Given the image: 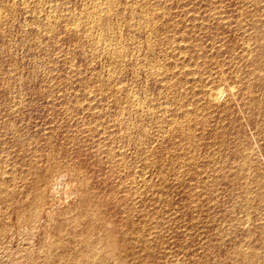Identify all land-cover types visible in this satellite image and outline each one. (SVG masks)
Segmentation results:
<instances>
[{"label": "rangeland", "instance_id": "374dc122", "mask_svg": "<svg viewBox=\"0 0 264 264\" xmlns=\"http://www.w3.org/2000/svg\"><path fill=\"white\" fill-rule=\"evenodd\" d=\"M263 196L264 0H0V264H264Z\"/></svg>", "mask_w": 264, "mask_h": 264}, {"label": "bare ground", "instance_id": "6f19581e", "mask_svg": "<svg viewBox=\"0 0 264 264\" xmlns=\"http://www.w3.org/2000/svg\"><path fill=\"white\" fill-rule=\"evenodd\" d=\"M104 1H105V0H104ZM106 2H107V1H106ZM108 5H109V4H108ZM110 5H111V4H110ZM110 5H109V6H110ZM91 9H92V8H91ZM93 9H94V8H93ZM88 11H89V10H87V13H88ZM91 11H93V10H91ZM96 11H97V10H96ZM89 12H90V11H89ZM94 12H95V11H94ZM85 14H86V13H85ZM100 15H101V14H100ZM85 16H86V15H85ZM88 16H89V14H88ZM90 17H91V16H90ZM90 17H89L88 20L91 19ZM85 18H86V17H85ZM94 18H97V17H94ZM99 18H100V17H99ZM91 20H92V19H91ZM91 20H90V21H91ZM93 20H94V19H93ZM99 20H100V19H99ZM80 21H81V20H80ZM74 22H76V21H74ZM74 22H73L72 24H74ZM87 22H88V21H87ZM92 22H93V21H92ZM149 22H150V21H149ZM77 23H78V21H77ZM77 23H76V24H77ZM79 23H80V22H79ZM90 23H91V22H90ZM87 24L89 25V28H87L88 30H87L85 27H84V28L86 29V31H89V29H90L92 26H90L89 23H87ZM152 24H153V23H152ZM68 25H69V24H68ZM83 25H85V24H83ZM88 25H87V26H88ZM91 25H95V24L93 23V24H91ZM69 26H70V25H69ZM74 26H75V25H74ZM76 26H77V25H76ZM81 26H82V25H81ZM81 26H79V27H81ZM79 27H78V28H79ZM148 27H151V26H148ZM81 28H82V27H81ZM70 29H71V28H70ZM73 29H74V27H73ZM75 29H76V27H75ZM151 29H152V28H151ZM81 30L84 32L83 29H81ZM149 31H150V30H149ZM77 32H78V29H77ZM80 32H81V31H80ZM83 32H82V33H83ZM89 32H90V31H89ZM89 32H87V33H89ZM96 32H97V31H96ZM73 33H74V32H73ZM91 33H92V31H91ZM103 33H104V32H103ZM103 33H101V34H103ZM150 33H151V32H150ZM154 33H155V32H154ZM84 34H85V33H84ZM104 34H105V33H104ZM85 35H88V34H85ZM105 35H106V34H105ZM105 35H104V36H105ZM98 38H99V37H98ZM100 38H103V37H100ZM104 38H105V37H104ZM77 39H78V38H77ZM101 40H102V39H101ZM77 41H79V40H77ZM105 43H106V42H105ZM90 44H91V43H90ZM78 45H80V44H78ZM95 46H96V45H95ZM89 47H90V45H89ZM110 50H111V49H110ZM112 54H113V53H112ZM118 54H119V53H118ZM115 55H116V54H115ZM113 56H114V55H113ZM117 57H118V56H117ZM114 58H115V57H114ZM114 58H113V59H114ZM115 59H116V58H115ZM116 60H117V59H116ZM107 80H108V79H107ZM109 80H110V79H109ZM103 83H104V82H103ZM110 92H111V91H110ZM208 94H209V93H208ZM209 96H210V95H209ZM212 96H213V95H212ZM212 96H210V97H212ZM213 97H214V96H213ZM215 97H216V96H215ZM215 97H214V98H215ZM206 98H207V97H206ZM214 98H213V99H214ZM210 99H211V98H210ZM213 99H212V100H213ZM215 99H216V98H215ZM215 99H214V100H215ZM208 102H209V101H208ZM215 102H216V101H215ZM209 104H210V103H209ZM187 116H188V115H187ZM187 116H186V117H187ZM183 117H184V116H183ZM188 117H189V116H188ZM188 117H187V118H188ZM184 118H185V117H184ZM188 119H189V118H188ZM186 121L188 122L189 120H186ZM175 122H176V121H175ZM187 122H184V123L187 124ZM188 123H189V122H188ZM182 124H183V123H182ZM173 125H174V124H173ZM179 125H181L180 122H179L178 126H179ZM184 125H185V124H184ZM187 125H188V124H187ZM180 127L183 128V125H181ZM188 129L190 130L189 127H188ZM186 130H187V129H186ZM191 130H192V129H191ZM191 130L189 131V133L191 132ZM181 131H182V130H181ZM187 132H188V131H187ZM187 132H186V133H187ZM180 133H181V132H180ZM183 133H184V132H183ZM181 134H182V133H181ZM187 135H188V134H187ZM187 135H186V136H187ZM243 153H244V152H243ZM243 155H244V154H243ZM245 159H246V158H245ZM248 162H249V160H248ZM241 164H242V163H241ZM244 167H245V166H244ZM246 171H247V170H246ZM244 173H245V172H244ZM246 173H247V172H246ZM240 174H241V173H240ZM245 175H246V174H245ZM245 175H244V176H245ZM49 176H50L49 173L46 174V175H44V177H43V179H42V183H43L44 186L47 184L46 182L48 181L47 179L49 178ZM236 178H237V177H236ZM250 183H251V182H250ZM38 184H40V183L37 182V185H38ZM256 187H257V186H256ZM83 190H84V189H83ZM256 192H257V191H256ZM262 192H263V191H262ZM10 193H11V192H10ZM4 194H5V193H4ZM7 195H8V194H7ZM37 196H38V198H39V195H37ZM254 197H255V196H254ZM263 197H264V196H263ZM262 199H263V198H262ZM95 200H96V199H95ZM37 201H38V200H37ZM37 201H36V202H37ZM85 201H88V200H85ZM97 201H98V200H97ZM253 201H254V200H253ZM88 202H89V201H88ZM98 202H99V201H98ZM86 203H87V202H86ZM89 204H90V203H89ZM261 204H262V203H261ZM261 204H260V205H261ZM81 205H82V204H81ZM83 206H85L84 203H83ZM237 206H238V205H237ZM242 206H243V205H242ZM36 207H37V205L34 206L33 208H31V209L29 210V212H28V215H27V216H28V220H27V221H28L29 223H32V221L34 220V218L37 216V215H36V214H37V208H36ZM91 207H92V206H91ZM249 211H250V210H249ZM245 212H246V211H245ZM80 213H81V212H80ZM84 216H85V215H84ZM244 216H245V215H244ZM248 216H249V215H248ZM76 217H77V216H76ZM86 218H87V217H86ZM20 219H21V218H20ZM92 219H96V218H92ZM93 221H97V220H93ZM93 221H92V222H93ZM90 222H91V221H90ZM72 223H73V222H72ZM94 223H95V222H94ZM73 224H74V223H73ZM92 225H93V224H92ZM92 225H91L90 223H88V225H87V229H86V232H85L86 234L84 233V234H85L84 237H83V236H82V238H79V237H78V238H79L78 240L82 239V240H81V243H82V245L85 246L86 252H88V253H91V252L94 251V247H93V246H94L95 243L97 242V241L95 242V240H94V242H95L94 244H93V242L90 243V237H92V234H93V232H94V231H93V227H94V226L92 227ZM75 229H76V228H75ZM94 229H95V228H94ZM58 230H59V229H58ZM76 232H77V231H76ZM78 233H80V232H78ZM138 233H139V232H138ZM125 234H126V233H125ZM81 235H83V232H82ZM81 235H80V236H81ZM99 236H100V235H99ZM114 236H115V235H114ZM109 237H110V236H109ZM115 238H116V237H115ZM97 239H99V238H97ZM109 239H112V238H109ZM109 239H108V241H107V246H106V247L99 246L100 244H97V246L100 247V248H99V247H97V248L100 249V250H101L102 252H104V253H106V252L109 253V250L115 247V246H114V243L112 242V240H109ZM117 239H118V238H117ZM105 240H107V238H106ZM105 240H104V241H105ZM263 240H264V238H263ZM113 241H115V240H113ZM117 242H118V241H117ZM79 243H80V242H79ZM118 244H120V243H118ZM65 245H66V244H65ZM80 245H81V244H80ZM82 245H81V246H82ZM92 245H93V246H92ZM101 245H102V244H101ZM139 245H140V244H139ZM81 246H80V247H81ZM116 246H117V245H116ZM122 246H123V244H122ZM54 247H55V246H54ZM58 247H59V249H60V246H58ZM58 247H56V248H58ZM65 247H68V246H65ZM118 247L121 248L120 245H119ZM61 248H62V246H61ZM115 248H116V250H117V247H115ZM115 248H114V249H115ZM122 248H124V247H122ZM70 249H71V248H70ZM70 249H69V250H70ZM82 249H83V248H82ZM95 249H96V246H95ZM254 249H255V248H254ZM60 250H61V249H60ZM65 250H67V249H65ZM69 250H68V251H65V252H69ZM123 250H124V249H123ZM62 251H63V250H62ZM71 251H72V249H71ZM74 251H75V250H74ZM77 251H78V250H77ZM83 251H84V250H83ZM96 251H97V250H96ZM101 251H100V253H101ZM121 251H122V249H121ZM125 251H126V250H125ZM237 251H238V248H237ZM65 252H64V254H65ZM79 252H81V250H79L77 253H79ZM84 252H85V251H84ZM86 252H85V253H86ZM94 252H95V251H94ZM110 252H112V251H110ZM114 252H115V251H114ZM77 253H76V255L79 256L80 253H79V254H77ZM88 253H87V254H88ZM248 253H249V252H248ZM62 254H63V253H62ZM69 254H70V252H69ZM82 254H84V253H82ZM93 254H94V256H93ZM93 254H92V256H93V258H95L97 255H99V252H98V253L96 252V253H93ZM95 254H97V255H95ZM101 254H102V253H101ZM113 254H114V253H113ZM113 254H112V255H113ZM115 254H116V253H115ZM245 254H246V252H245ZM57 255H58V254H57ZM66 255H67V253H66ZM66 255H65V256H66ZM118 255H119V254H118ZM234 255H236V254H234ZM258 255H259V254H258ZM68 256H70V255H68ZM80 256L83 257V255H80ZM85 256H86V255H85ZM87 256H88V255H87ZM92 256L90 255V258H91ZM56 257H57V256H56ZM59 257L61 258V256H59ZM82 257H81L80 259L83 260ZM97 257H98V256H97ZM99 257H100V255H99ZM99 257H98V258H99ZM102 257L104 258L103 254H102ZM109 257L111 258V256H109ZM109 257H107V258H109ZM114 257H115V256L113 255V258H114ZM258 257H259V256H258ZM60 258H59V259H60ZM63 258H65V257H63ZM63 258H61V259H63ZM88 258H89V257H88ZM90 258H89V259H90ZM93 258H92V259H93ZM236 258H237V257H236ZM245 258H246V256H245ZM245 258H244V259H245ZM71 259H72V257H71ZM92 259H90V261H93ZM100 259H101V258H100ZM114 259H115V258H114ZM114 259H113V260H114ZM124 259H125V258H124ZM237 259H238V258H237ZM251 259H252V258H251ZM85 260H86V259H85ZM94 260H95V259H94ZM105 260H106V258H105ZM109 260H111V259H109ZM109 260H108V261H109ZM238 260H239V259H238ZM70 261H71V260H70ZM88 261H89V260H88ZM120 261H121V259H120L118 262L120 263ZM234 261H235V258H234ZM253 261H254V260H253ZM59 262H60V261H59ZM62 262H63V261H62ZM62 262H61V263H62ZM82 262H83V261H82ZM95 262H96V260H95ZM97 262H98V261H97ZM115 262H116V261H115ZM115 262H114V263H115ZM123 262H124V261H123ZM123 262H122V263H123ZM242 262H243V261H242ZM250 262H251V261H250ZM255 262H256V259H255ZM262 262H263V261H262ZM61 263H60V264H61ZM89 263H91V262H89ZM100 263H101V261H100ZM106 263H107V261H106ZM110 263H111V262H110ZM110 263H109V264H110ZM258 263H259V262H258ZM57 264H58V263H57ZM85 264H86V263H85ZM91 264H92V263H91ZM96 264H97V263H96ZM98 264H99V263H98ZM102 264H103V261H102ZM104 264H105V262H104ZM116 264H117V263H116ZM123 264H124V263H123ZM125 264H126V263H125ZM134 264H135V263H134ZM247 264H248V263H247ZM250 264H251V263H250Z\"/></svg>", "mask_w": 264, "mask_h": 264}]
</instances>
